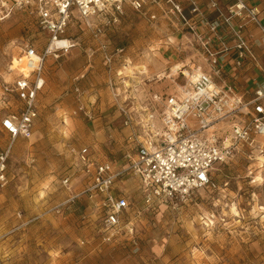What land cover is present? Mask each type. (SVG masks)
I'll return each mask as SVG.
<instances>
[{
  "label": "rangeland",
  "instance_id": "1",
  "mask_svg": "<svg viewBox=\"0 0 264 264\" xmlns=\"http://www.w3.org/2000/svg\"><path fill=\"white\" fill-rule=\"evenodd\" d=\"M18 1L0 0V83L18 74L10 70L12 62L22 70L27 44L41 52L47 43L36 15ZM121 8L115 22L110 21L112 13L95 19L104 25L99 39L74 14L65 33L74 46L45 59L33 134L14 140L7 183L0 187L3 263L264 264V136L256 138L262 152L243 146L227 163L214 167L212 186L173 201L147 206L135 181L118 183L131 203L113 235L101 229L98 212L85 197L73 205L66 202L86 184L77 170L79 149L86 148L95 159L115 161L128 147L129 134L123 131L118 105H142L150 94L171 93L184 83L181 75L174 79L179 69L188 67L180 63L188 56L187 37L181 34L183 52L172 61L160 51L177 43L182 46L176 37L188 30L172 18L150 20L154 9L137 12L127 4ZM244 28L264 68L259 29L253 22ZM100 43L114 54L110 65ZM116 49L122 52L115 54ZM135 67H144L143 72ZM262 71H245L253 77L248 98L264 86ZM79 105L91 112L92 119L73 113ZM94 123L96 129L101 125V132L93 129ZM8 140L0 132V149ZM68 175L70 190L61 184Z\"/></svg>",
  "mask_w": 264,
  "mask_h": 264
},
{
  "label": "built area",
  "instance_id": "2",
  "mask_svg": "<svg viewBox=\"0 0 264 264\" xmlns=\"http://www.w3.org/2000/svg\"><path fill=\"white\" fill-rule=\"evenodd\" d=\"M208 1L215 8V1ZM249 1L230 0L227 17L208 25L212 36L200 42L205 63L179 69L174 81L181 75L184 83L178 89L167 94L152 93L142 105H118L122 125L129 129L128 147L120 159L97 161L86 148L77 151V170L86 184L66 202L73 205L79 197H85L98 212L106 234L119 231L130 208V197L117 187L118 183L134 180L142 201L151 206L212 186L214 167L227 163L243 146L262 152L256 138L264 136V86L255 88L246 98L232 85L218 82L227 58L236 67H241L244 60L257 59L244 26L253 22L264 39V18H259V11L249 6ZM18 4L30 7L36 15L39 28L47 34V43L41 52L27 44L21 56L26 71L11 65L10 70L16 69L18 74L12 81L0 83V132L9 137L0 149V187L7 183V161L14 140L33 134L45 59L58 57L74 46L65 36L74 14L91 29L95 39L104 33V25L95 23V19L112 13L110 21L115 22V14L122 12L123 4L137 12L154 9L148 15L150 20L172 18L192 34L197 18L204 20L196 0H20ZM221 26L226 28L224 33L219 32ZM228 38L233 40L232 46L227 45ZM99 50L110 65L114 54L107 53L105 43L99 44ZM121 52L116 49L115 54ZM80 112L92 119L91 112L82 105L73 113ZM61 184L70 190V175L64 176ZM0 264H4L1 257Z\"/></svg>",
  "mask_w": 264,
  "mask_h": 264
},
{
  "label": "crops",
  "instance_id": "3",
  "mask_svg": "<svg viewBox=\"0 0 264 264\" xmlns=\"http://www.w3.org/2000/svg\"><path fill=\"white\" fill-rule=\"evenodd\" d=\"M214 1L216 3V6L215 8H212L210 7L208 0H196L197 5L199 7V11L201 12V15L204 17V20L200 21L199 18L195 17L197 18V21H195L196 23L194 24L195 25L194 34H192L190 31L188 32L181 31L178 33V36L176 37L177 40L182 39L181 38L182 33H184L182 36L187 37L188 39V43L186 46L187 48L186 54L188 56L184 60L180 61L181 65L192 66V64H198V63L204 64L205 63L204 56L202 54L201 45H200V42H202L201 39L203 38L205 39L206 37L212 36V34L209 31V26H208L209 24L211 25V24H214L215 22L217 23L218 21L221 23V17L223 18L227 17L226 6L229 4L230 0H214ZM248 4L249 6L257 8V10L259 11V15H258L259 18H264V0H250ZM249 22H247L248 25H249ZM180 24H181L182 29L186 28L182 23ZM219 29H220L219 30L220 33H224L226 28L225 26H221ZM186 30L188 29L186 28ZM231 38L227 39V45L229 46H232L234 43L233 40H231ZM179 41H180L179 44H181L182 41L181 40ZM182 48H184L183 43H182V46H179L177 43L176 46H172L171 48L167 46L164 47L160 52L162 53V56L165 54L167 55L166 59L172 61V59H175V57H177V55H179L180 52H183ZM255 54L258 59H256L255 61L250 60V59L244 60L241 67H236L233 63V60L231 58H227L226 61H224L225 62L223 66L224 72L222 75L223 77L220 78L218 82L220 83L223 81L227 84L232 85L233 89L236 92L242 93L246 98H248L247 93L252 90L251 87L253 84V81H252L253 77H252V74H250V72H245V71L246 70L248 71L249 69L251 70L253 69V71L264 69L262 68V66H260L259 56L256 53V51H255ZM237 85H241L244 91H242L240 87L237 88ZM154 93H158V92H154ZM127 106H129V104ZM96 126L97 124L94 123L92 125L93 129L96 130L97 132H101L102 131L100 127L101 125L99 126L98 129H96L97 128ZM123 131L129 134V129L124 128ZM96 160L97 161H108V160H99V159H96Z\"/></svg>",
  "mask_w": 264,
  "mask_h": 264
},
{
  "label": "bare ground",
  "instance_id": "4",
  "mask_svg": "<svg viewBox=\"0 0 264 264\" xmlns=\"http://www.w3.org/2000/svg\"><path fill=\"white\" fill-rule=\"evenodd\" d=\"M13 64H14V66H13ZM21 65H22V67H23V60H22ZM16 67L20 69V65H19V64H16V63H13V62H12V68H16ZM133 68H134V67H133ZM176 68H177V67H176ZM131 69H132V68H131ZM135 69H137L138 72H141V71H143L144 68H143V67H137V68L135 67ZM135 69H134V70H135ZM22 70H23L24 72L26 71V69H24V68H22ZM128 71H129V70H128ZM137 71H136V72H137ZM130 72H132V71H130ZM130 76H131V75H130ZM134 78H135V77H134ZM261 161L264 162V157H261Z\"/></svg>",
  "mask_w": 264,
  "mask_h": 264
}]
</instances>
